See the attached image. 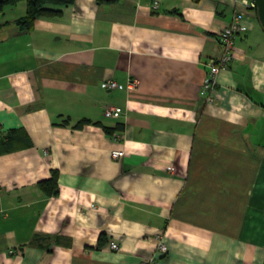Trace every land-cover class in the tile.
<instances>
[{"label":"crops","instance_id":"0c3cea01","mask_svg":"<svg viewBox=\"0 0 264 264\" xmlns=\"http://www.w3.org/2000/svg\"><path fill=\"white\" fill-rule=\"evenodd\" d=\"M237 8L244 30L207 101L206 62ZM26 9L0 12V264H264L256 7L74 0L23 29ZM130 77L136 89L101 86Z\"/></svg>","mask_w":264,"mask_h":264},{"label":"built area","instance_id":"2783aa9c","mask_svg":"<svg viewBox=\"0 0 264 264\" xmlns=\"http://www.w3.org/2000/svg\"><path fill=\"white\" fill-rule=\"evenodd\" d=\"M242 3L246 6V8H255L256 5L252 0H235V3ZM158 3L157 1L154 2L153 6L157 7ZM247 14L246 9L237 8L234 10L233 18L231 22L225 26L219 33V41L223 47V51L221 55L217 59H210L206 62V73L204 80L202 82L201 86V95L207 100L212 101V91L214 88L218 85V76L221 71V69L228 65L233 59L234 56V42L235 38L238 33L244 30V26L241 22L243 16ZM101 86L103 88L107 89H113V88H119V89H136L138 87V80L136 78L130 77L126 83L119 82L112 78H106L101 82ZM103 112L106 116H119L121 114V110L119 107L112 105V104H106L104 106ZM116 139H121L122 134L118 132L115 136ZM124 154V151L121 149H113L111 151V156L113 158H118ZM111 246L113 248H117L118 244L115 241H111ZM158 249L161 252H167L168 246L163 241L162 238H160L158 243ZM154 257H150L148 260H146L143 264H149V262L153 261Z\"/></svg>","mask_w":264,"mask_h":264},{"label":"trees","instance_id":"16d2710c","mask_svg":"<svg viewBox=\"0 0 264 264\" xmlns=\"http://www.w3.org/2000/svg\"><path fill=\"white\" fill-rule=\"evenodd\" d=\"M22 0H0V12L3 11L7 5H13ZM27 4L26 13L20 17L17 22L23 29H31L34 25L35 19L38 17H54L59 16L62 13L61 7L67 4H71L74 0H25ZM82 122L78 123L80 126ZM54 179L56 176L53 177ZM46 180L39 181L40 184H44ZM54 184L47 187V192L51 193L54 190Z\"/></svg>","mask_w":264,"mask_h":264},{"label":"water","instance_id":"95a60500","mask_svg":"<svg viewBox=\"0 0 264 264\" xmlns=\"http://www.w3.org/2000/svg\"><path fill=\"white\" fill-rule=\"evenodd\" d=\"M256 5L259 22L264 29V0H252Z\"/></svg>","mask_w":264,"mask_h":264},{"label":"rangeland","instance_id":"374dc122","mask_svg":"<svg viewBox=\"0 0 264 264\" xmlns=\"http://www.w3.org/2000/svg\"><path fill=\"white\" fill-rule=\"evenodd\" d=\"M257 10V9H256Z\"/></svg>","mask_w":264,"mask_h":264}]
</instances>
